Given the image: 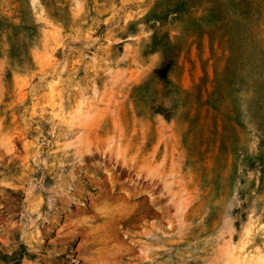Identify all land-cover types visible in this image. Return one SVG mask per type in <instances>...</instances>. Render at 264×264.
Masks as SVG:
<instances>
[{
	"label": "rangeland",
	"instance_id": "1",
	"mask_svg": "<svg viewBox=\"0 0 264 264\" xmlns=\"http://www.w3.org/2000/svg\"><path fill=\"white\" fill-rule=\"evenodd\" d=\"M0 264H264V0H0Z\"/></svg>",
	"mask_w": 264,
	"mask_h": 264
},
{
	"label": "trees",
	"instance_id": "2",
	"mask_svg": "<svg viewBox=\"0 0 264 264\" xmlns=\"http://www.w3.org/2000/svg\"><path fill=\"white\" fill-rule=\"evenodd\" d=\"M171 67V61L162 60L160 68L156 69V76L166 85L169 84V79L167 77V73Z\"/></svg>",
	"mask_w": 264,
	"mask_h": 264
}]
</instances>
